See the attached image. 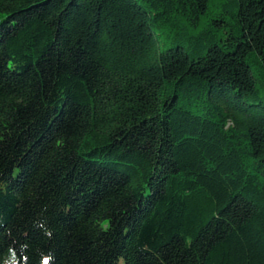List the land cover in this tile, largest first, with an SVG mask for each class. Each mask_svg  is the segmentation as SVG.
Masks as SVG:
<instances>
[{
  "label": "trees",
  "instance_id": "trees-1",
  "mask_svg": "<svg viewBox=\"0 0 264 264\" xmlns=\"http://www.w3.org/2000/svg\"><path fill=\"white\" fill-rule=\"evenodd\" d=\"M264 264V0H0V264Z\"/></svg>",
  "mask_w": 264,
  "mask_h": 264
},
{
  "label": "snow or ice",
  "instance_id": "snow-or-ice-1",
  "mask_svg": "<svg viewBox=\"0 0 264 264\" xmlns=\"http://www.w3.org/2000/svg\"><path fill=\"white\" fill-rule=\"evenodd\" d=\"M44 264H48V257H44Z\"/></svg>",
  "mask_w": 264,
  "mask_h": 264
}]
</instances>
